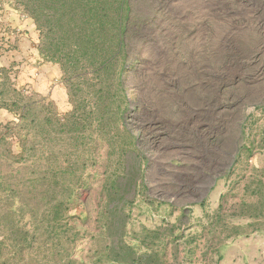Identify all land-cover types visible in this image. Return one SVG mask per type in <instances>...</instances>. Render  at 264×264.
Masks as SVG:
<instances>
[{
	"label": "rangeland",
	"instance_id": "rangeland-1",
	"mask_svg": "<svg viewBox=\"0 0 264 264\" xmlns=\"http://www.w3.org/2000/svg\"><path fill=\"white\" fill-rule=\"evenodd\" d=\"M122 12L123 49L95 84L44 57L33 19L0 0V126L19 122L2 105L8 89L41 100L43 122L29 117L21 133L35 135L37 173L72 187L70 259L108 264L97 251L106 206L129 190L124 239L135 249L163 239L182 264H264V0H126ZM12 203L33 237L11 261L48 264L42 206Z\"/></svg>",
	"mask_w": 264,
	"mask_h": 264
},
{
	"label": "trees",
	"instance_id": "trees-1",
	"mask_svg": "<svg viewBox=\"0 0 264 264\" xmlns=\"http://www.w3.org/2000/svg\"><path fill=\"white\" fill-rule=\"evenodd\" d=\"M7 1L33 19L39 31V51L44 57L59 61L72 79L91 80L96 82L95 84L105 82L106 68L123 49L125 24L122 11L126 0ZM99 34H105L108 45L105 46ZM1 79L2 97L7 77L2 73ZM10 91L13 94H9L6 101H2V105L17 111L19 122L0 126V195L8 194L5 196L11 199L5 207L2 220L0 219V225L4 226L0 238V264H20L11 260L22 257V244L29 239L30 232L13 219L16 213L12 203L14 200H18L23 206L25 202L27 205L28 201H37L42 206L39 235L44 242L40 246L41 250L42 246L44 247L43 257L48 258V264L56 263L57 257L59 260H65L67 264H74L75 261L69 257L70 242L61 231L62 226L67 223L65 212L69 209L72 187L66 180L56 179V172L49 171L42 175L37 173L34 160L35 135L29 142L28 136L21 133L27 126L29 117L33 126H36V122L37 125L43 122L36 119L42 107L41 100L19 96L14 89H8L7 93ZM102 93L107 94V91L102 90ZM46 120L50 121V117H46ZM14 138H17L21 147L20 152L16 154H13ZM25 146H28L29 158L24 154L27 150ZM11 158H16L14 165H10ZM119 187V181L114 180L111 190L118 191ZM129 193L127 190L124 192L125 196L122 194L119 199L110 198L108 201H112V205L106 206L102 223V235L106 241L99 245V254L108 264H182L178 256V244L170 248L168 240L162 239L160 243H154L153 240L151 245L143 243L140 239V245L144 246V249L139 251L125 241L127 217L121 198L130 201ZM171 228L173 227L171 226L170 230ZM163 230L167 228L164 227ZM169 232L172 233V230ZM181 237L182 234L177 235V238ZM7 245H10L9 249Z\"/></svg>",
	"mask_w": 264,
	"mask_h": 264
}]
</instances>
